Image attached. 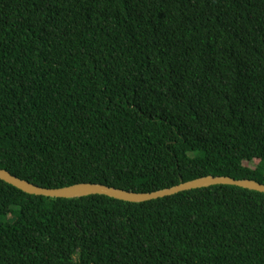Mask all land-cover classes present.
Wrapping results in <instances>:
<instances>
[{"label": "trees", "instance_id": "obj_1", "mask_svg": "<svg viewBox=\"0 0 264 264\" xmlns=\"http://www.w3.org/2000/svg\"><path fill=\"white\" fill-rule=\"evenodd\" d=\"M0 168L48 188L264 183V0H0ZM0 264H264V192L0 179Z\"/></svg>", "mask_w": 264, "mask_h": 264}, {"label": "water", "instance_id": "obj_2", "mask_svg": "<svg viewBox=\"0 0 264 264\" xmlns=\"http://www.w3.org/2000/svg\"><path fill=\"white\" fill-rule=\"evenodd\" d=\"M0 179L22 190L23 192L33 195L56 198H75L92 194H100L129 202L147 201L173 195L185 190L207 187L216 184L234 185L250 190L264 192V183L248 178L236 179L226 175H205L151 192H134L101 183L90 182H80L62 187L48 188L36 185L26 179L17 177L3 168H0Z\"/></svg>", "mask_w": 264, "mask_h": 264}, {"label": "rangeland", "instance_id": "obj_3", "mask_svg": "<svg viewBox=\"0 0 264 264\" xmlns=\"http://www.w3.org/2000/svg\"><path fill=\"white\" fill-rule=\"evenodd\" d=\"M257 163V160H253L251 163L245 162L244 165H247L249 167H254V165Z\"/></svg>", "mask_w": 264, "mask_h": 264}]
</instances>
